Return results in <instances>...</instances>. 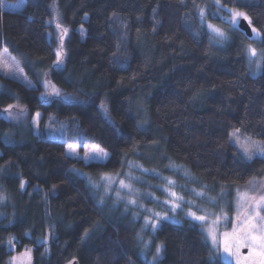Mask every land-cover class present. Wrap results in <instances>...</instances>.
<instances>
[{
  "label": "trees",
  "instance_id": "16d2710c",
  "mask_svg": "<svg viewBox=\"0 0 264 264\" xmlns=\"http://www.w3.org/2000/svg\"><path fill=\"white\" fill-rule=\"evenodd\" d=\"M199 1L25 0L16 11L0 6V50L16 56L37 84L0 76V113L8 104L23 106L28 121L40 113L38 133L28 131L14 144L4 143L2 134L16 125L0 117V177L17 212L11 222L0 217V264L27 247L31 264H63L72 257L80 264H146L129 224L102 215L79 172L117 173L127 158L143 161L153 145L214 188L264 176V158L241 159L229 140L239 128L264 141V69L250 74L245 50L251 40L242 31L231 30L223 47L210 43L199 22ZM222 3L240 7L236 0ZM247 3L241 10L264 36V0ZM52 5L68 29L59 70L52 67ZM40 70H49L55 85L82 101L42 102ZM140 101L150 120L146 127L136 114ZM47 124H60L62 131L51 137ZM81 138L106 150V161L86 165L66 157ZM40 232L48 235L47 248L36 241ZM156 238L163 245L159 264H226L208 260L209 248L194 225L162 222Z\"/></svg>",
  "mask_w": 264,
  "mask_h": 264
},
{
  "label": "rangeland",
  "instance_id": "374dc122",
  "mask_svg": "<svg viewBox=\"0 0 264 264\" xmlns=\"http://www.w3.org/2000/svg\"><path fill=\"white\" fill-rule=\"evenodd\" d=\"M24 4L25 0H0V6L5 10H20L24 6ZM213 5L214 0L199 1V7H205L207 13L206 20L201 21L199 19V22L201 26H203L206 30L207 24L212 23L227 34L228 39L223 42H217L210 39L209 34V40L212 45L223 47L230 39V33L232 29L229 28L228 24L221 25L213 20V18L219 19L211 15V13L217 11V9ZM58 12L59 11L57 6L52 5L51 17L49 19V25L52 29L49 33V36L55 42V52L60 45L59 36L61 35L60 30L56 28V24L59 23L62 28H65L61 24ZM224 15H226V13H220V16ZM78 30L82 32L83 28L80 27ZM261 36H263L262 33ZM259 43L260 42L258 41L252 40L250 42L252 47L256 48L258 51H261L259 49ZM14 63L18 64L19 68L22 69L19 59L12 53H10L8 49L2 48L0 50V76L17 79L28 86V84L24 82V78H26L27 81H30L31 84L36 87L37 84L33 83L25 75L24 71H22V74L16 72L13 67ZM247 65L252 76H258L261 73V70L258 71L255 68V65L249 67L248 60ZM61 67H63V64ZM49 72V70L39 71L38 85L41 87L39 99L42 102L48 101L50 98H55L65 102L60 97H55L52 95L44 96L46 92H51V88L46 89L44 87L45 80H47L50 85H54L55 88L62 93V95L73 98L76 101L73 103L82 101V98L79 94L66 92L55 85L50 79ZM2 89L3 82L0 79V91ZM19 107L25 109L21 105H19ZM13 111L18 112L19 109H13ZM1 113V118L7 115V113H3V111ZM36 113L33 115V118L35 117ZM136 114L142 127H146L150 124L146 108L144 106V103L141 101L137 103ZM105 116L109 117L108 115ZM33 118L28 121L26 118L25 110L24 114L20 115L18 119H9V121H12L16 125V129L14 131H5L2 134L3 142L6 144L18 143L28 131L37 134L39 126L37 127L33 124ZM47 125H51V128H45V131H49L51 137L57 136V134L61 132L53 130L62 129V125ZM241 137L242 140L244 138H250L251 140L257 142H264L260 139H256L244 134H241ZM231 142L234 144V141ZM150 148L151 149L145 152V154L143 155V161L135 158H127L124 161L122 169L117 173H105L99 176H91L87 173L79 172V174L86 180L88 186L90 187L92 195L98 207L100 208L102 215L106 218H119L125 220L129 224L133 232L134 246L139 257L144 260L146 264H150L152 256L155 253L156 246L162 244L156 238V231L153 233L150 227L147 229L144 228L145 216L148 215V213L144 212L143 209H151L152 211L161 213L167 211L168 206L164 205L163 203L166 199H170L168 192L164 191L165 188L169 187V185L167 184V178H170L175 182V185L171 187V190L175 191L179 196L183 197V202L180 209H178L176 212L167 211L168 216L172 217V219L168 220L167 222H172L175 224L187 223L189 225L198 227L209 249L211 247V241L207 239V230L213 229L218 234L219 239L222 241L223 234L231 233L233 224L238 223L236 221V217L238 214L243 217L244 213L248 212L250 208L252 212L256 211L252 198L255 197L256 199H258L261 195H264V176L261 178H253L245 185H223L219 188H214L195 176L186 165L177 162L167 156L165 152L161 151V149L157 145H153ZM78 151L79 155L83 156V149L81 148ZM70 157L77 159L75 156ZM130 165L132 167H130ZM135 165H140L141 167H134ZM141 169H147L148 171L145 172ZM129 174H131V176L134 178L133 180L128 179ZM105 177H107V179H105ZM121 180H123L126 184H131L134 192L130 194L126 188H121ZM193 189H195L196 191H203L204 196L202 198L196 197L192 191ZM0 194L6 197L3 202H0V217L8 218V220L11 222L17 215V212L15 210L16 202L13 199L12 195L7 191L5 185L2 183L1 177ZM130 198L137 199V206L128 204V200ZM188 201H192V205H189L187 203ZM140 205L143 206V209L140 207ZM189 207H191V209L195 211L197 215H206V221H192L190 217H187L186 213L188 212ZM261 214L264 215V211H261ZM218 216L221 217L219 222H217ZM45 237H47L48 242V235H44L40 232L38 237H36V241L43 243ZM143 241L148 242V248L145 250L147 259H145V256L141 253V249L143 248ZM44 245L46 248L48 247L47 243H44ZM9 248L11 250H14L13 245H9ZM28 249H31V251L26 254V250ZM248 252V248H240L239 254L242 264H244L243 257L247 256ZM13 257H15L16 259L13 260ZM161 257L162 252L160 254L159 260ZM31 258L32 248L27 247L20 253H13L8 261V264H31ZM217 259L226 264H236V259L233 257H228L226 253L223 254L222 257L218 256Z\"/></svg>",
  "mask_w": 264,
  "mask_h": 264
},
{
  "label": "snow or ice",
  "instance_id": "6c2138e0",
  "mask_svg": "<svg viewBox=\"0 0 264 264\" xmlns=\"http://www.w3.org/2000/svg\"><path fill=\"white\" fill-rule=\"evenodd\" d=\"M236 2L240 5V7H232L228 8L225 3H222V0H214V7L217 9L216 12L211 13L213 17L219 18L222 23H227L229 28L233 31H243L245 37L252 41H258L260 43H264V36H261V30L254 26L253 20L251 16L246 12L241 10L243 7H249L247 0H236ZM198 7L199 11V19L201 21L206 20V8ZM207 7V6H206ZM224 12L226 15L220 16V13ZM247 22V27L251 29V34L247 32L246 29L241 28V21ZM56 28L60 30L61 35L59 36L60 45L55 53V60L53 61V70H59L64 62V38L68 33L67 28H62L59 23L56 24ZM207 30L210 34V39L215 40L217 42H223L228 39L227 34L222 31L219 27L215 26L212 23L207 24ZM83 34V33H81ZM247 60L249 67L255 65V68L259 71L264 69V50L258 51L256 48L252 47L249 44L246 48ZM7 66V65H5ZM16 72L22 74V69L19 68L18 64H13ZM24 82L28 84L29 87H34L30 81H27L24 78ZM44 87L51 88V92H46L44 96L52 95L55 97H60L66 103L76 102L73 98L64 96L62 93L55 88L54 85H50V83L45 80ZM47 102V101H46ZM101 108L104 110L105 115H107V108L105 105L101 104ZM13 109H19L18 112H14ZM25 109L20 108L18 104H8L6 108L3 109V113H7L6 116H3L5 120H15L18 119L20 115H23ZM2 115V113H0ZM40 113H36L33 118V124L37 127L39 126ZM46 127L51 128V125H46ZM53 131H62V129H54ZM229 140L234 141L235 146L238 149V155L241 156V159L246 161H251L255 157L259 156L264 158V142H257L251 140L250 138H244L242 140L240 129L237 128L233 132L229 134ZM83 149V156L79 155V149ZM65 155L67 156H75L77 159L85 163L86 165L94 163V162H103L105 161L109 154L100 148L97 145L89 146L84 144L83 139L81 138L78 143H73L68 146L65 151ZM130 167H132L130 165ZM134 167L140 168V165H135ZM142 171H148L147 169H141ZM107 179V177H105ZM129 180H133L134 178L129 174ZM168 188H165L164 191L168 192L170 199H166L163 203L168 206L167 211L176 212L181 208L183 197L179 196L175 191L171 190V187L175 185V182L170 178H167ZM121 188H126L128 192L131 194L134 192L131 184H126L123 180L120 181ZM25 181L21 180L20 188L24 189ZM55 187V186H53ZM95 187V185H94ZM107 190V189H106ZM196 197L202 198L204 196L203 191L192 190ZM119 195V194H118ZM6 197L0 194V202H3ZM254 202V207L256 211L252 212L251 208L248 212H245L243 217L239 214L236 217V221L238 223L233 224V229L231 233H224L223 240L221 241L218 237V234L213 230H207V239L211 241V247L209 249L208 260L214 261L218 256H223V254H227L228 257H233L236 259V264H242L239 250L240 248L246 247L249 252L248 255L243 257L244 264H264V215L261 214V211H264V195H261L258 199L255 197L252 198ZM189 205H192V201L187 202ZM128 204L132 206H137V199H129ZM143 209V206L140 205ZM144 212L148 213L145 216L144 228H151L154 233L157 231L161 223L163 221L171 220L172 217L168 216L167 211L155 212L151 209H143ZM251 213V214H249ZM187 217H190L192 221H201L204 222L207 219L206 215H197L195 211L189 207L188 212L186 213ZM221 217H217V222ZM178 222V221H177ZM27 235V233H25ZM87 235V232L85 233ZM9 245H13L14 238H10L8 241ZM37 243H40L37 241ZM43 243H47V237L44 238ZM148 248V242L143 241V248L141 249L142 255L146 257V249ZM47 250V249H46ZM163 250V245H157L155 253L152 256V260L150 264H159V257ZM31 249L26 250V254L30 252ZM16 258L13 257V260ZM71 264V262H70Z\"/></svg>",
  "mask_w": 264,
  "mask_h": 264
},
{
  "label": "water",
  "instance_id": "95a60500",
  "mask_svg": "<svg viewBox=\"0 0 264 264\" xmlns=\"http://www.w3.org/2000/svg\"><path fill=\"white\" fill-rule=\"evenodd\" d=\"M241 28H242V29H246L247 32H248L249 34H251V29L247 27V22H246V21H243V20L241 21ZM242 32H243V31H242ZM70 262H71V264H80V263H79V260H78L76 257H72V258H70L69 260H67V261L64 262L63 264H70Z\"/></svg>",
  "mask_w": 264,
  "mask_h": 264
}]
</instances>
